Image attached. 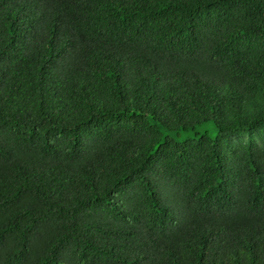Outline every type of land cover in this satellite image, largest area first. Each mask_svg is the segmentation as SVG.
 Here are the masks:
<instances>
[{
    "label": "trees",
    "instance_id": "trees-1",
    "mask_svg": "<svg viewBox=\"0 0 264 264\" xmlns=\"http://www.w3.org/2000/svg\"><path fill=\"white\" fill-rule=\"evenodd\" d=\"M0 264H264V0H0Z\"/></svg>",
    "mask_w": 264,
    "mask_h": 264
},
{
    "label": "rangeland",
    "instance_id": "rangeland-1",
    "mask_svg": "<svg viewBox=\"0 0 264 264\" xmlns=\"http://www.w3.org/2000/svg\"><path fill=\"white\" fill-rule=\"evenodd\" d=\"M163 132L167 135H171L175 140L179 141V142H183L189 139H197L199 138L202 134H208L210 137L212 138H216L218 136V131L216 129V126L214 124V122L210 121L205 123L202 126H198L196 131H190V132H186V131H182L178 134L176 133H167L166 131L163 130ZM196 132L198 134H196Z\"/></svg>",
    "mask_w": 264,
    "mask_h": 264
}]
</instances>
